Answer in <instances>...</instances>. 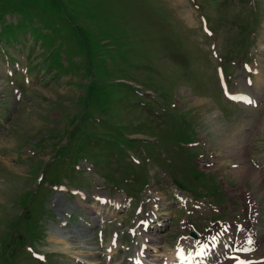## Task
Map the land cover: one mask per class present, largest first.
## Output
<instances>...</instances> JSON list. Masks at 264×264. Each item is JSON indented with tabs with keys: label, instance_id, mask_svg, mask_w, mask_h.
<instances>
[{
	"label": "rangeland",
	"instance_id": "rangeland-1",
	"mask_svg": "<svg viewBox=\"0 0 264 264\" xmlns=\"http://www.w3.org/2000/svg\"><path fill=\"white\" fill-rule=\"evenodd\" d=\"M213 50L255 107L221 96ZM244 61L256 68L245 87ZM252 160L264 165V0H0V264H120L152 214L150 254L164 256L187 223L204 235L232 221L243 187L264 217Z\"/></svg>",
	"mask_w": 264,
	"mask_h": 264
},
{
	"label": "bare ground",
	"instance_id": "bare-ground-1",
	"mask_svg": "<svg viewBox=\"0 0 264 264\" xmlns=\"http://www.w3.org/2000/svg\"><path fill=\"white\" fill-rule=\"evenodd\" d=\"M184 14H185V18L189 21V22H191L192 20H191V14L189 13V10L187 9V10H185L184 11ZM245 84V83H244ZM245 86V85H244ZM250 93V92H249ZM2 156V155H1ZM5 156V155H4ZM210 162V161H209ZM213 162V161H212ZM97 191H95L94 193H93V195H92V198H94V199H97V201H99L100 203H109V202H111L112 203V205L114 206V204H116V201H115V199H113V200H110V197H107V195H105L103 192V194L101 193V194H99V193H96ZM101 192V191H100ZM178 194V193H177ZM57 195L59 196L60 195V193H58V194H55V198H54V203H55V205H57L58 203V199H57ZM179 195V194H178ZM77 198L79 199V202H80V200H82V196H79V195H77ZM84 198V197H83ZM61 200V199H60ZM85 200V199H84ZM120 202V206L119 207H122V205H124V200L123 199H118ZM96 201V200H95ZM76 203V205H77V203H78V201L77 202H75ZM94 203V202H93ZM74 204V203H73ZM95 204V203H94ZM79 205V204H78ZM74 206H75V204H74ZM85 206V205H84ZM86 206H88V205H86ZM95 206H96V204H95ZM95 206H94V208H95ZM69 207H71V205L69 206ZM73 207V206H72ZM88 207H90V208H93L92 206H90V204H89V206ZM97 208V209H96ZM96 208H95V210L93 209V212L92 213H96L97 214V216L98 217H101V219H104V217H103V215L105 214V213H102V212H105L104 210L103 211H101L100 209H102V207L100 208V209H98V205L96 206ZM60 209V208H59ZM91 211V210H90ZM58 212L60 213V215H61V217H60V223H61V225H63L64 224V216L65 215H63L62 213H64L65 212V210H58ZM67 213V212H66ZM153 213V212H152ZM68 215V214H67ZM94 215V214H93ZM92 215V216H93ZM152 215H154V214H152ZM67 217V216H66ZM106 217V216H105ZM152 217L153 216H151V215H149V216H146V218H145V220L143 221V222H145V221H148V224H149V221H153L152 220ZM154 218V217H153ZM89 219L91 220V221H94V218L93 217H89ZM154 222V221H153ZM143 224V223H142ZM149 225H152L151 223L149 224ZM60 226V225H59ZM90 226H91V224H90ZM103 226V225H102ZM62 227V226H61ZM64 227V226H63ZM85 227H87L86 225H85ZM58 228V227H57ZM71 230V229H70ZM62 231V230H61ZM70 232V231H69ZM180 236H184V233L182 234V235H180ZM72 238V237H71ZM199 238V237H198ZM198 238H197V240H195L196 242H199V240H198ZM160 240V237L158 236V235H156V234H146V233H144L143 234V236H142V239H141V241H140V243H145L146 244V246L141 250V253H142V256H146V257H152V260L153 261H157L158 259H159V256L155 253V254H150L151 252L150 251H159L158 249H157V243H158V241ZM194 241V242H195ZM149 246H152V248L151 247H149ZM149 248H151V250H149ZM107 251H108V254L107 255H112V251H113V249H110V248H107L106 249ZM163 251H165V250H163ZM172 253H173V251H166V252H164V256H163V259L165 260V262L166 263H171L172 264ZM101 254V253H100ZM133 254V253H132ZM134 255H136L135 253H134ZM133 256V255H132ZM132 256H129V255H125L124 256V260L120 263V264H128L129 263V261L130 260H132ZM134 258H136V259H140L139 258V256H136V257H134ZM103 262V261H102ZM85 264H89V262L88 261H86L85 262ZM94 264V263H93ZM135 264H138V263H135ZM148 264H150V263H148ZM176 264H180L179 262H177L176 261ZM191 264H197V262H195V261H193Z\"/></svg>",
	"mask_w": 264,
	"mask_h": 264
},
{
	"label": "snow or ice",
	"instance_id": "snow-or-ice-1",
	"mask_svg": "<svg viewBox=\"0 0 264 264\" xmlns=\"http://www.w3.org/2000/svg\"><path fill=\"white\" fill-rule=\"evenodd\" d=\"M199 254V253H198Z\"/></svg>",
	"mask_w": 264,
	"mask_h": 264
}]
</instances>
